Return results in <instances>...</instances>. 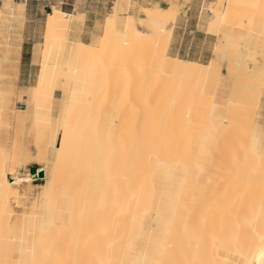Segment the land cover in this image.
<instances>
[{
    "label": "snow or ice",
    "instance_id": "snow-or-ice-1",
    "mask_svg": "<svg viewBox=\"0 0 264 264\" xmlns=\"http://www.w3.org/2000/svg\"><path fill=\"white\" fill-rule=\"evenodd\" d=\"M28 6L27 0H0L3 40L0 110L12 111L17 97L22 101L27 96L28 111L19 113L27 124L26 118L32 115L35 106L34 127L38 136L47 138L50 150L42 152L43 162H49L50 154L58 163L70 159L74 178L82 179V188L73 189L65 199L74 204L79 195L86 200L88 190L95 185L106 196L108 189H113L122 206L124 197L120 185L129 192H142L143 186L137 188L136 184L145 170L151 169L153 159L159 160L161 153L178 150L182 144L187 157L186 142L190 141L195 128L200 127L204 130L198 134L199 153L194 161L198 175L192 177V185H200L201 176L213 168L218 172L223 170L221 179L227 182L225 192L229 188H243L252 194L250 210L254 215L253 189L258 190L259 218L264 220V124L251 131V144L244 146L243 161L234 156L231 164L225 165L224 154L233 150L239 137H247L249 130L240 127L233 131L224 118L217 127L213 118L218 97L214 95L210 102L205 99L207 81L214 66L218 65L215 78L220 81L225 63L232 75L233 57L237 68L240 58L246 55L251 58V49L246 45L252 36L233 38L229 12L222 11L223 4L205 0L196 5L199 12L196 27H206L217 41L207 75H204L202 61L190 59L194 54L203 56L201 46L194 40L188 43L183 59L179 54L185 46L184 36L188 34L191 2L155 0L143 4L130 0L125 5L117 0L106 5L111 11L106 13L105 22H96L98 34L89 27L86 0H44L36 10L47 17V31L43 32L40 43H36L34 33L27 29ZM232 7L228 5L229 10ZM244 7L260 12L261 59L253 60L257 67L247 69L249 76L245 86L253 99L258 95L259 104L264 107V0ZM180 30L184 36L178 37ZM130 32L138 39H130ZM25 40L34 44L31 63L39 65L35 87L28 86L31 81L24 87L20 85ZM178 69H199V74ZM198 75L204 78L203 88ZM59 93L63 95L57 100ZM185 110L187 121L183 118ZM194 111L202 121L199 125L192 120ZM56 112H59L58 117ZM61 130L63 140L59 138ZM41 147L38 140L37 148ZM3 155L6 164L7 151ZM31 155L35 153H29ZM189 171L186 166L185 173ZM204 190L202 187L201 191ZM136 199L133 195V200ZM211 203L210 199L203 201L204 212L212 211ZM60 208L61 198L50 195L49 216ZM198 211L196 201L190 207L182 198V192H169L167 199L161 195L158 200L153 193L151 207L139 214L137 231V215L132 201H128V212L133 215V230L137 235L129 242L126 252L135 258L109 260L107 264H209L200 258L199 244L197 251H193L192 240L202 239L204 233V225L197 229L191 224ZM215 211L223 218L231 207L216 200ZM148 220L152 223L145 231ZM51 229V221L42 222L38 229L35 224L30 229L26 226L17 239L9 219L0 264H81L74 258L72 242L58 239ZM257 256L258 264H264V232L260 234Z\"/></svg>",
    "mask_w": 264,
    "mask_h": 264
},
{
    "label": "bare ground",
    "instance_id": "bare-ground-1",
    "mask_svg": "<svg viewBox=\"0 0 264 264\" xmlns=\"http://www.w3.org/2000/svg\"><path fill=\"white\" fill-rule=\"evenodd\" d=\"M237 2L251 5L260 4L261 0H215L212 3L223 4L222 11L229 12L230 16L231 10L228 5H234ZM97 30L99 34V29ZM129 38L138 39L131 32ZM254 42L256 43V40L252 38L246 46ZM240 59L243 62L246 58ZM211 62L212 59L203 64L204 75H207V66ZM2 69L3 66H0V76L3 74ZM178 71L199 74V69H178ZM217 71L218 65L213 67L212 76L207 81L208 95L205 99L209 102L215 94L218 98H228L227 92L222 93V90L215 92V88L220 84L215 78ZM38 77L39 73L37 80ZM198 78L201 87H205L203 76L198 75ZM30 86L35 87V84ZM62 95L61 93L57 100H60ZM28 99L27 97L26 101L24 100L23 108H15L14 103V108L10 113L0 110V259L3 258L4 236L9 219L17 239L21 234L20 230L26 226L30 229L35 224L38 229L42 222L51 221L52 234L60 240L72 242L74 258L81 264H102V262L107 264L109 260L134 259V256L127 254L126 249L129 242L136 238L139 229V214L145 208L151 207L153 193L158 200L161 195L167 199L169 192H182L185 203L191 207L195 200L199 208L191 224L197 229L204 225L203 238L192 240L193 251H197V244L200 245L198 251L201 259L209 264H254V261L258 264L257 248L260 244V234L264 232V220L259 218L258 190L253 189L256 197V214L254 215L250 210L252 194L243 188H229L225 192L227 182L221 179L224 175L223 170L218 172L216 168H213L208 174L201 176L200 185H192V177L198 175L194 163L199 153L198 134L204 129L196 127L190 141L186 142L188 144L187 157L185 156V145L182 144L178 150L161 153L159 160L153 159L151 169H146L144 175L139 177V183L136 184L137 188L143 186L142 192H129L121 184L120 191L124 197L122 206L113 189H108L106 196L104 191L96 188L95 185L88 190L86 200L78 195L73 204L64 197L71 195L73 189L79 191L83 186L82 179L74 178V169L70 159L58 163L56 157L50 154L49 162H43L42 152L50 150L47 138L43 135L38 136L34 127L35 106H33L32 115L26 118L27 124L24 122L25 118L19 115L21 112L28 111ZM256 106L259 105L253 104V107ZM210 109L209 104V111ZM247 112L248 109L241 108L240 104H228L223 108L217 105L213 120L219 127L221 119L224 118L229 121L230 127L235 131L236 128L242 127L240 120ZM55 115L58 117L59 112ZM183 118L185 121L188 120L187 110L184 111ZM192 120L197 125L202 122L197 118L195 111L192 114ZM255 126L253 124L249 127V135L239 137L234 143L233 150L224 154L225 165H230L234 156L241 162L243 161L244 146H250L251 131L255 130ZM59 138L63 140L62 130ZM38 140L42 146L41 149L37 148ZM56 147L58 149L59 145L57 144ZM5 151L8 153L6 164L3 155ZM29 153H35V155L29 156ZM217 160H220L219 154H217ZM31 163L39 165L37 168H32V172L27 169ZM186 166L190 168L187 173H185ZM39 172H43L42 177L38 175ZM35 182L41 183L35 184ZM202 187L205 189L203 192ZM50 195L53 198H61V208L53 216H49L48 213ZM133 195L136 196V200H133ZM208 199L212 201L210 204L212 211L204 212L203 201ZM216 200L226 207H231V211L223 218L215 211ZM128 201H132L133 212L137 215L135 226L137 231L133 230V215L128 212ZM137 201L139 211H137ZM33 217L40 218L34 219ZM151 223L150 220L145 221V231Z\"/></svg>",
    "mask_w": 264,
    "mask_h": 264
},
{
    "label": "crops",
    "instance_id": "crops-1",
    "mask_svg": "<svg viewBox=\"0 0 264 264\" xmlns=\"http://www.w3.org/2000/svg\"><path fill=\"white\" fill-rule=\"evenodd\" d=\"M215 0H207L208 3H212ZM44 2V0H27L28 3V24L27 29L28 32L34 33L33 39L36 41V43L42 42L43 38V32L46 30V22L47 17L43 14H38L36 11L39 6ZM86 2L89 4V8L86 10L88 12V24L90 28H93L97 31L95 28V24L97 21L99 23L103 24L107 18L106 13H110L111 9L107 8L106 5L114 4L117 2V0H86ZM118 2L127 5L130 0H118ZM131 2L135 3L137 0H131ZM140 3L143 4H151L155 2V0H139ZM163 3H167L168 0H161ZM181 3H187L191 2L193 7L190 10V22L187 25V36H184L183 30H180L177 32V36H184L185 46L182 51H180L181 59H183L187 53V46L190 41H195V44L198 46H201V51L203 53V56H196L195 54L190 58L194 62H201L203 64L208 63L212 59V53L215 48V45L217 43L216 38L214 34H209L207 32V28L204 27L203 29L197 28V20H198V9L196 7L197 4L204 3L205 0H179ZM69 15H71V10L69 9ZM126 9L124 12L121 13V15H125ZM134 12L136 10H133ZM193 32H195V35L193 36ZM87 38V37H86ZM206 42V46H205ZM3 40L2 37H0V66H3L2 64V58H3V48H2ZM34 47V44L29 41L25 40L24 43V50H23V74L21 76L20 85L21 87H24L27 82L31 81V83L28 85H34L37 80V74L39 72V65H33L31 63L32 61V49ZM195 53V48L193 49ZM3 75V74H2ZM2 75L0 77H2ZM61 96V93L57 95V99H59ZM18 99V100H17ZM15 100V108H23L25 105V101L27 99V96L23 97V100L20 101L19 97H17ZM25 100V101H24ZM258 121L260 124H264V107L260 105L259 111H258Z\"/></svg>",
    "mask_w": 264,
    "mask_h": 264
},
{
    "label": "rangeland",
    "instance_id": "rangeland-1",
    "mask_svg": "<svg viewBox=\"0 0 264 264\" xmlns=\"http://www.w3.org/2000/svg\"><path fill=\"white\" fill-rule=\"evenodd\" d=\"M246 5L241 4L240 2L235 3L231 9V13L228 20L231 26L230 31L232 32L234 39L239 38L242 35H248V36L251 35L252 38L256 40V43L254 42L249 46L251 49V58L246 55L244 57L246 59H244L243 62L240 59V67L237 68L235 66L236 58L233 57L231 76L229 75L228 64L225 63L223 69V79L219 81L220 84L218 87L215 88V92L217 93L220 92V90H222L223 91L222 93L227 92L228 94L227 95L228 98L227 97H224V99L218 98V107L223 108L228 104L229 105L240 104L241 108L242 107L247 108L248 112L246 113L245 117L241 118L240 120L242 122L241 125L243 128L248 129L254 124L256 125L255 126V130H256L258 126L261 125L260 122L258 121V111L260 108L259 97L253 99L252 94L247 91L245 85L247 83V79L249 76L247 69L249 67H257L258 66L257 63H254L253 60L258 62L261 59L259 55L260 47H261V42L259 39L260 12L259 9L244 7ZM250 21H254V23L250 24L249 23ZM253 50L257 52L255 53ZM225 94H223V96ZM255 103H257L259 106L253 107V104ZM254 108L256 109L255 111L252 110ZM3 118L5 119V116H3ZM37 167H39L38 164L31 163L29 164L27 169H29L32 172L33 171L32 168H37ZM41 182H35V184H40Z\"/></svg>",
    "mask_w": 264,
    "mask_h": 264
},
{
    "label": "water",
    "instance_id": "water-1",
    "mask_svg": "<svg viewBox=\"0 0 264 264\" xmlns=\"http://www.w3.org/2000/svg\"><path fill=\"white\" fill-rule=\"evenodd\" d=\"M38 175H39L40 177H42V176H43V172H39Z\"/></svg>",
    "mask_w": 264,
    "mask_h": 264
}]
</instances>
